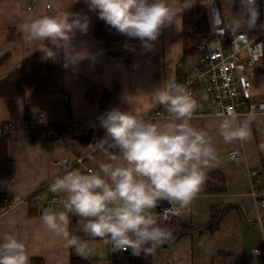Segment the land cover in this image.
Instances as JSON below:
<instances>
[{
  "label": "crops",
  "instance_id": "1",
  "mask_svg": "<svg viewBox=\"0 0 264 264\" xmlns=\"http://www.w3.org/2000/svg\"><path fill=\"white\" fill-rule=\"evenodd\" d=\"M46 2L50 3L49 8L45 7ZM218 2L222 16L241 13L240 0ZM64 11L89 19L88 32H77L74 44L77 49L84 47L95 54V61L86 59L78 66L65 68L63 54L51 64L40 58L26 75L44 77V86L28 89L23 96H0V123L12 122L13 139L8 142L7 150L14 160L12 175L0 177V232H11L23 239L28 252L35 253L30 255L29 262L32 256H38L44 264H70L75 249L65 248L46 229L41 220L43 212L31 215L26 204L8 208L1 200L12 194L32 193L48 199L54 194L49 181L63 174L52 162L56 158L74 160L82 155L85 168L94 169V160L103 158L95 144L106 135L99 118L113 108L122 111L135 108L147 120L157 124L166 122L170 117L145 115L155 107L167 113L163 106L153 104L152 94L190 69L197 59L199 40L212 30L206 1L196 0L191 8L179 14L180 27L175 24L165 27L154 48L148 51L138 38L127 37L110 26L103 33H95V24L102 19L98 10H89L85 0H0V56L8 54L0 66V83L20 67L24 57L38 51H33L34 45L26 42L22 26L41 15ZM261 24L259 15L257 25ZM241 30L254 33L261 28ZM19 34L21 38H17ZM247 74L254 83L252 97L264 101V55ZM39 110L50 119L58 139L27 129V119ZM254 116L250 139L232 144H225L216 136L217 114L193 117L196 127L213 136L218 163L206 170L197 197L181 209L180 218L175 220L187 229L171 236L166 246L161 244L162 256L156 259L169 257L175 264H264V255L254 253L255 248H264V206L255 203L250 195L249 177L250 168H257L264 178V112ZM82 136L89 140L82 142ZM233 149L239 153L231 158L228 152ZM79 170L85 172L81 166ZM214 172L221 173L224 191H207V175ZM212 185L221 184L218 181ZM213 207L227 209L215 228L203 227ZM153 259L151 254L146 261L140 260L127 250L122 254L121 264H151Z\"/></svg>",
  "mask_w": 264,
  "mask_h": 264
},
{
  "label": "clouds",
  "instance_id": "2",
  "mask_svg": "<svg viewBox=\"0 0 264 264\" xmlns=\"http://www.w3.org/2000/svg\"><path fill=\"white\" fill-rule=\"evenodd\" d=\"M195 2L85 0L89 10H98L99 18L108 26L138 38L148 51L165 27H180L179 14ZM240 6V14L223 19L216 14L215 30L222 23L233 33L264 28V24L257 25V0H240ZM89 23L86 16L64 11L34 18L22 26V31L43 60L55 61L63 54L64 67L69 68L96 59L87 48L77 49L74 44L77 32L86 34ZM152 100L166 109L170 117L166 122L147 120L135 108H113L99 118L106 135L95 144L103 157L94 160L96 167L87 172L65 170L53 178L50 191L61 197L64 210L45 209L41 220L65 248H74L87 258L97 253L89 241L98 239L111 245L113 251L130 248L137 256L154 254L172 233L160 226L153 210L162 201L178 205L177 211L187 208L200 192L206 170L218 163L213 136L192 123L199 104L190 91L181 84L168 83L152 94ZM217 118L215 133L223 143L250 139L254 114L241 118L229 108L226 114L217 113ZM72 217L77 218V230L83 237L70 228ZM34 254L16 234L0 232V264H30L29 257Z\"/></svg>",
  "mask_w": 264,
  "mask_h": 264
},
{
  "label": "built area",
  "instance_id": "3",
  "mask_svg": "<svg viewBox=\"0 0 264 264\" xmlns=\"http://www.w3.org/2000/svg\"><path fill=\"white\" fill-rule=\"evenodd\" d=\"M208 6L211 32L201 38L197 46V59L186 73H181L170 83L183 85L190 91L197 100L199 108L195 115L227 113L231 108L236 114H257L264 112V101L255 100L253 95L254 83L249 78L247 71L253 68L264 55V28L257 32L240 31L233 33L226 29L222 23L215 30L213 19L219 14L223 19L218 0H205ZM28 7H31L29 5ZM45 7L49 8L50 3L46 2ZM260 20L264 24V0H259ZM199 92V94H198ZM68 95L65 94V97ZM200 96V97H198ZM207 103V108H202L201 101ZM145 115H156L169 117L161 108L155 107ZM11 126L8 121L6 128ZM26 127L44 137L57 136L54 126L44 112L39 110L37 114L27 119ZM80 129V128H79ZM78 129V132H79ZM239 153L238 149L228 152L231 158ZM59 166L63 173L65 170L79 169L81 166L85 172L92 170L85 168L84 156L77 155L74 160L66 157L56 158L52 161ZM250 195L255 203L264 206V178L257 168H250ZM52 180L49 181L50 187ZM1 203L6 207H12L19 203H24L32 208L41 207L43 210L52 208L59 210L63 208L61 198L57 194H52L48 199H44L38 193H32L25 196L12 194L5 196ZM177 206L168 204L157 207L153 211L157 212L167 221L177 220L181 216V209L177 211ZM130 249V248H129ZM128 249V250H129ZM110 259L105 264H121L123 250L113 251L110 245ZM254 253L264 255V248H255ZM151 264H175L169 257L153 259Z\"/></svg>",
  "mask_w": 264,
  "mask_h": 264
},
{
  "label": "trees",
  "instance_id": "4",
  "mask_svg": "<svg viewBox=\"0 0 264 264\" xmlns=\"http://www.w3.org/2000/svg\"><path fill=\"white\" fill-rule=\"evenodd\" d=\"M109 28V26L101 20L100 22H97L95 24V33L100 34L106 31ZM17 38H21V35L19 34ZM42 56V53L38 50L31 55L24 57L21 61V65L18 69L12 71L1 83H0V96H7V95H19L23 96L25 91L31 88H37L42 87L45 84V78L44 77H29L26 75L27 70H29L32 66L35 65L37 60H39ZM8 54H4L0 56V66L1 64L7 60ZM48 64L53 63L52 60H47ZM8 124V121H4L0 123V177L2 178H9L13 173V167H14V160L13 158L8 154L7 145L8 142L13 139V135L10 131V128L12 126H8L6 128V125ZM80 140L84 143H86L89 140V137L82 136ZM212 178H216V181H212ZM220 181V186H213L212 184L217 183ZM206 189L207 191H224L225 190V183L224 179L221 176L220 172H214L209 173L207 175L206 180ZM29 213L31 215L38 214L43 210V208H32L29 207ZM227 208L222 207H213L211 209V214L209 220L204 224L203 227H209L211 229L215 228L218 225V222L220 220L222 212H224ZM154 215L158 218V223L160 226L167 228L169 231H171L173 236L178 231H185L186 229H183L184 227L180 225V223L176 222L175 220L167 221L163 219L157 212L153 211ZM77 218L72 217V223L70 224V228L74 230L75 234L80 235L83 237V233H80L77 230ZM131 250V249H129ZM138 258L140 260H147L150 258V255L144 256L143 254L139 255ZM30 264H44V260L41 257L38 256H32L30 258ZM70 264H90V261L79 254H76L75 252L71 255Z\"/></svg>",
  "mask_w": 264,
  "mask_h": 264
},
{
  "label": "rangeland",
  "instance_id": "5",
  "mask_svg": "<svg viewBox=\"0 0 264 264\" xmlns=\"http://www.w3.org/2000/svg\"><path fill=\"white\" fill-rule=\"evenodd\" d=\"M198 97H200V96H198ZM201 103H202V106H205L207 108L206 101L202 100ZM42 212H44V211H42ZM85 239H89V238H85ZM89 242L97 249V253L95 255L88 256L86 259H88L90 261V264H105L110 259V251H109L110 245H104L103 242L98 240V239L97 240H90ZM162 250L163 249L161 248L160 245L157 246L154 254H152V257L156 259L157 257L162 256L161 255Z\"/></svg>",
  "mask_w": 264,
  "mask_h": 264
},
{
  "label": "water",
  "instance_id": "6",
  "mask_svg": "<svg viewBox=\"0 0 264 264\" xmlns=\"http://www.w3.org/2000/svg\"><path fill=\"white\" fill-rule=\"evenodd\" d=\"M168 204H169L168 201H162V202H160V203L158 204L157 207L165 206V205H168ZM166 244H167V242L163 243L164 246H166Z\"/></svg>",
  "mask_w": 264,
  "mask_h": 264
}]
</instances>
